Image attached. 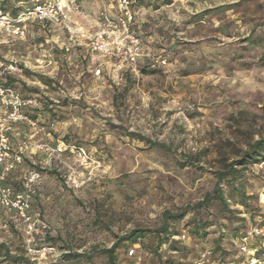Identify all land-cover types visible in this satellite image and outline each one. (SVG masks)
<instances>
[{
  "label": "rangeland",
  "instance_id": "rangeland-1",
  "mask_svg": "<svg viewBox=\"0 0 264 264\" xmlns=\"http://www.w3.org/2000/svg\"><path fill=\"white\" fill-rule=\"evenodd\" d=\"M134 8L146 52L165 65L98 77L88 68L60 66L51 76L23 68V78H13L37 101V136L67 145L62 169L80 166L70 149L81 147L95 175L75 192L55 167L43 171L33 210L51 225L59 254L42 264H108L104 251L115 243L116 264H189L205 249L214 260L241 262L234 228L245 219L249 232L264 220V166L252 163L246 172L252 212L205 199L223 160L264 137V0H134ZM29 27L14 42L24 58L50 46L42 27ZM177 214L184 218H169ZM187 221L207 226L192 234ZM166 222L175 235L162 245L158 229ZM133 230L143 235L137 256L128 255L130 241H120ZM0 245L1 264L25 259L19 233L0 231ZM67 253L79 256L67 260Z\"/></svg>",
  "mask_w": 264,
  "mask_h": 264
},
{
  "label": "built area",
  "instance_id": "built-area-1",
  "mask_svg": "<svg viewBox=\"0 0 264 264\" xmlns=\"http://www.w3.org/2000/svg\"><path fill=\"white\" fill-rule=\"evenodd\" d=\"M110 1L114 13H101L96 31L78 22L77 17L84 12L79 0H19L15 12L0 7V44L7 38L23 39L30 25L42 23L65 32L68 51L86 45L98 57L92 70L96 77L136 70L143 58H148L152 66L165 65L164 58L152 60L150 53L144 50L143 39L135 28L137 13L134 0ZM22 73L18 61H6L0 55V231L12 230L23 238L25 260L12 264H42L59 254L57 247L48 241L53 235L51 225L32 207L43 171L55 167L65 187L75 192L90 185L95 175L86 168L88 156L83 148L70 149L80 166H69L63 170L67 145L63 141L52 145L36 138L38 119L32 117L31 109L37 106V101L35 97L25 96L12 83L13 78ZM24 125L33 132L21 135L19 144L15 146L12 137L20 134ZM27 161L30 166L25 168ZM261 166H264V161ZM20 170L19 182L15 183L13 175ZM177 238L184 240L187 234L182 233ZM237 246L244 256L241 262L214 260L210 249H205L189 264H264L263 227L255 226L242 234ZM138 248L139 244H134L128 255L137 256Z\"/></svg>",
  "mask_w": 264,
  "mask_h": 264
},
{
  "label": "trees",
  "instance_id": "trees-1",
  "mask_svg": "<svg viewBox=\"0 0 264 264\" xmlns=\"http://www.w3.org/2000/svg\"><path fill=\"white\" fill-rule=\"evenodd\" d=\"M19 1V0H15ZM165 3H169L171 0H162ZM11 3V8L9 9L7 7V4ZM0 7L3 8L6 11L15 12L16 11V4L12 3L10 0H0ZM150 67V60L148 58L142 59L141 62L138 63L137 68L139 71L144 72L147 70V68ZM12 83L15 85V81L12 80ZM16 86V85H15ZM26 96V95H25ZM28 97V96H27ZM33 118L36 119V115L34 113L31 114ZM264 161V137L254 141L251 143L247 149L242 150L240 156L233 160L228 162L227 159H224L222 162L221 169L217 170L215 172L216 176V182L213 189L206 194V204L212 203L217 201L219 204H221L225 209H228L230 207V202L233 204H240L246 211H251L249 209V200L250 196L247 195L245 191V176L246 172L249 168L250 164H256L261 163ZM204 203H199L197 207H201ZM33 207V204H32ZM229 213L235 214L237 211L229 210ZM169 218L172 221H177L179 219L184 218V214H177L173 216H169ZM245 219H241V223H239L238 226L234 228L236 232H240V234L246 233V231L243 232V228L245 227ZM194 226L192 229V234H198L200 228H205L207 226L206 223H202L200 225L197 224H191L189 221H187L186 226L189 228L190 226ZM261 227L264 228V220H262V223L260 224ZM158 233L162 236L161 238V244L165 245L170 240V237L175 235V233H172L169 231V224L166 222L164 223L159 229ZM142 232L133 230L128 235L122 237L120 241H130L132 245L139 244L138 240L142 237ZM51 237H49L48 241L50 242ZM178 243L177 240H173L169 243V248L176 251L178 250L176 244ZM120 245L115 243L111 248L104 251L105 255L107 256L108 264H116L117 257L115 256V250L119 248ZM3 245H0V251H2ZM79 255L67 253L63 255L64 258L67 260L74 259L78 257ZM25 260V259H24ZM23 259L16 258L14 259V263H22L24 262ZM219 261L225 262L224 259L217 258Z\"/></svg>",
  "mask_w": 264,
  "mask_h": 264
},
{
  "label": "crops",
  "instance_id": "crops-1",
  "mask_svg": "<svg viewBox=\"0 0 264 264\" xmlns=\"http://www.w3.org/2000/svg\"><path fill=\"white\" fill-rule=\"evenodd\" d=\"M11 1L14 4H17L19 2L15 0H11ZM79 1L82 5L84 12H83V15L77 17V20L84 27L92 31H96L98 29L97 20L101 13L103 12H108L109 14L114 13V6L110 0H86V3H85V0H79ZM35 24L42 27L41 29H43V32H44L45 42L47 45L49 44L50 46H47L45 49L41 50V52L39 53L32 52L31 56L24 58L23 56L22 57L19 56V54L17 55L16 51L14 50L15 49L14 42L17 39L7 38L5 39L4 42L0 44V55L6 61L16 60L18 61L22 69L30 68L35 72H41L42 74L50 75V76L55 69L59 70L60 66L62 67V70L70 69L71 67H77L78 69H82V70L84 68H88L90 71L93 70V67L95 64L94 63L95 61L93 60L94 58H97V56H94L89 51L86 45H81L79 47L73 48L68 51L66 49L67 40H66V34L64 31L55 29L48 24H42V23H35ZM47 25L51 27V30H46ZM29 31H30V27L27 31V35ZM52 49H56L58 51L59 57L52 56ZM144 50L146 51L145 48ZM91 67H92V70L90 69ZM17 77H19V79L23 78V73ZM32 132H33V129H31L27 125H24L21 129L20 134L16 136L14 135V137H12V143L16 146L17 144H19L21 140V135H29ZM38 133H39V129L37 131L35 129V136L37 139H41V138L46 139V140L48 139V137L44 138L45 134L43 136L41 135L37 136ZM50 134L51 133L48 132L47 135H50ZM28 166H30L29 161L26 162L25 168ZM33 203H34V200H33Z\"/></svg>",
  "mask_w": 264,
  "mask_h": 264
}]
</instances>
